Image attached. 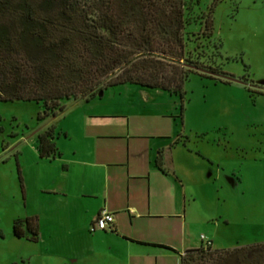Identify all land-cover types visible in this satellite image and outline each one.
I'll list each match as a JSON object with an SVG mask.
<instances>
[{"label": "rangeland", "instance_id": "rangeland-1", "mask_svg": "<svg viewBox=\"0 0 264 264\" xmlns=\"http://www.w3.org/2000/svg\"><path fill=\"white\" fill-rule=\"evenodd\" d=\"M213 1L187 0L186 49L205 51L206 65L217 72L191 74L184 98L148 91L151 107L168 110L178 127L175 164L167 151L158 164L196 198L191 218L207 225L212 247L222 249L264 242V0H218L210 13ZM139 89L121 85L109 95L116 105L134 100L132 108H145ZM97 101L106 108L107 102ZM42 110L35 100H0V264H64L44 241L14 233L16 220L33 217L25 174L33 152L40 155L39 135L49 123L39 118Z\"/></svg>", "mask_w": 264, "mask_h": 264}, {"label": "crops", "instance_id": "crops-1", "mask_svg": "<svg viewBox=\"0 0 264 264\" xmlns=\"http://www.w3.org/2000/svg\"><path fill=\"white\" fill-rule=\"evenodd\" d=\"M121 85L139 87L145 108L116 105L109 89ZM148 90L167 91L124 83L47 118L59 153L33 152L25 178L38 241L64 264H182L187 249L204 244L210 229L190 215L196 198L158 164L162 151L175 164L176 116L152 108ZM103 208L114 222L94 228Z\"/></svg>", "mask_w": 264, "mask_h": 264}, {"label": "trees", "instance_id": "trees-1", "mask_svg": "<svg viewBox=\"0 0 264 264\" xmlns=\"http://www.w3.org/2000/svg\"><path fill=\"white\" fill-rule=\"evenodd\" d=\"M214 0L211 8L217 4ZM187 0H0V100H35L40 119L69 100L92 99L133 83L181 94L206 65L205 51H187ZM211 16V15H210ZM208 16V38L213 36ZM211 76V75H210ZM212 77V76H211ZM214 78V77H213ZM55 126L39 135L42 156L59 153ZM19 178L23 182L20 165ZM38 241L36 216L14 233ZM182 264H264V242L230 248H189Z\"/></svg>", "mask_w": 264, "mask_h": 264}, {"label": "built area", "instance_id": "built-area-1", "mask_svg": "<svg viewBox=\"0 0 264 264\" xmlns=\"http://www.w3.org/2000/svg\"><path fill=\"white\" fill-rule=\"evenodd\" d=\"M114 222V215L111 211H109L106 208H103L99 215L96 218L94 228L97 229H107L109 225L113 224ZM203 241H206L204 245H210L212 244V241H210L206 235H202Z\"/></svg>", "mask_w": 264, "mask_h": 264}]
</instances>
